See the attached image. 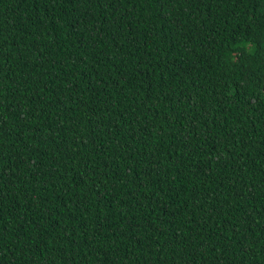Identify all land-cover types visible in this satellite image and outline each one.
<instances>
[{
    "label": "trees",
    "instance_id": "1",
    "mask_svg": "<svg viewBox=\"0 0 264 264\" xmlns=\"http://www.w3.org/2000/svg\"><path fill=\"white\" fill-rule=\"evenodd\" d=\"M0 264H264V0H0Z\"/></svg>",
    "mask_w": 264,
    "mask_h": 264
}]
</instances>
